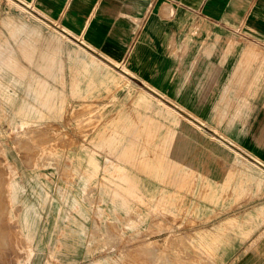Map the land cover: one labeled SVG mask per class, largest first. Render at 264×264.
I'll return each mask as SVG.
<instances>
[{
    "label": "rangeland",
    "instance_id": "374dc122",
    "mask_svg": "<svg viewBox=\"0 0 264 264\" xmlns=\"http://www.w3.org/2000/svg\"><path fill=\"white\" fill-rule=\"evenodd\" d=\"M22 4L0 0V264H264L243 97H214L196 127V97L176 108Z\"/></svg>",
    "mask_w": 264,
    "mask_h": 264
},
{
    "label": "crops",
    "instance_id": "0c3cea01",
    "mask_svg": "<svg viewBox=\"0 0 264 264\" xmlns=\"http://www.w3.org/2000/svg\"><path fill=\"white\" fill-rule=\"evenodd\" d=\"M17 1L128 68L152 94L178 97L170 103L180 110L196 97L203 113L193 115L204 122L214 97L242 96L253 130L240 154L264 171V0Z\"/></svg>",
    "mask_w": 264,
    "mask_h": 264
},
{
    "label": "bare ground",
    "instance_id": "6f19581e",
    "mask_svg": "<svg viewBox=\"0 0 264 264\" xmlns=\"http://www.w3.org/2000/svg\"><path fill=\"white\" fill-rule=\"evenodd\" d=\"M21 1V0H20ZM23 2V1H22ZM23 5V4H22ZM24 5L26 6V7H29L30 9H33L32 7H30V4H28V3H25L24 2ZM32 13V12H31ZM126 14V13H125ZM128 15V14H127ZM39 18V17H38ZM46 20H48L49 22H52L51 20H49V19H47V18H45ZM48 23V22H47ZM53 23V22H52ZM50 25V24H49ZM1 26V25H0ZM55 27H58V28H60V29H64L62 26H61V24L60 25H57V24H55L54 25ZM57 30V29H56ZM64 31V30H63ZM62 33V32H61ZM67 33V32H66ZM64 34V33H63ZM76 39H78V41L82 44L81 45V47L83 48V49H85V46H86V48H87V44L85 43V39L84 38H76ZM80 45V44H79ZM88 50V49H87ZM108 61H110V60H108ZM110 63L112 64V65H116V64H114L112 61H110ZM112 67V66H111ZM68 69V68H67ZM123 74V73H122ZM125 76V75H124ZM63 89V88H62ZM111 93V92H110ZM238 95H240L239 94V92H238ZM106 96V95H105ZM105 98V97H104ZM144 98V97H143ZM139 99H142V98H139ZM138 99V100H139ZM159 101H161V100H159ZM159 101H157L158 103H159ZM173 103V102H172ZM161 104V103H160ZM173 106H175L176 108H178V109H180L179 107H177L176 105H174V104H172ZM168 106V105H167ZM171 107V106H170ZM171 109H174V110H176L177 111V109H175V108H171ZM188 113V112H187ZM182 115H183V113H182ZM186 116V115H185ZM184 117V116H183ZM135 118V117H134ZM186 119L188 120V121H190L192 124H194L196 127H199V128H201V126H203L204 124H205V122L202 120V119H200V118H198L197 116H195V115H193V114H188V117H186ZM185 120V119H184ZM142 126V125H141ZM93 128V127H92ZM214 131V133L217 135V136H215V135H212V136H214L218 141H220L221 143H222V145H224L225 147H228L229 149H232V140L229 138V137H227L226 135H224V134H222V133H218L216 130H213ZM214 140V139H213ZM93 144V143H92ZM94 147V146H93ZM172 148H176V150L175 151H178V149H180L181 148V146H179L178 145V147H172ZM235 148V147H234ZM239 149V148H238ZM235 151V150H234ZM49 152V151H48ZM99 153V152H98ZM236 153H238V154H240L237 150H236ZM245 155V154H244ZM248 158V157H247ZM250 158V157H249ZM38 160V159H37ZM254 160H256V159H254ZM36 161V160H35ZM258 161V160H257ZM256 161V162H257ZM45 162V161H44ZM37 163V162H36ZM42 163V162H41ZM254 163V162H253ZM44 164V163H43ZM41 165V164H40ZM260 165V164H259ZM262 165V164H261ZM63 167H65V166H63ZM69 168V170H70V166H68ZM262 167H264V166H262ZM67 168V167H66ZM123 172H121V174H122V177H121V180H120V184H121V182L122 181H124L126 184H128V185H133L134 187V190H136V191H138L139 192V190H140V188H139V186H138V184H136L134 181H132V180H130L129 178H127L126 177V171H125V169H124V167H121L120 168ZM71 175V174H70ZM101 175V174H100ZM114 175V174H113ZM15 176V175H14ZM69 176V175H68ZM70 177V176H69ZM77 177V176H76ZM103 177V176H102ZM134 182V183H133ZM92 187V186H91ZM87 189V188H86ZM129 189H132V188H128V186L126 185V187L125 188H123V191L124 192H120V193H115V197H118V199L120 200V203L118 204L119 206H120V208H122V210H127L128 208H130V206H131V202H132V198H131V196H134V194H133V192H131V190H129ZM91 192V191H90ZM97 196V195H96ZM99 197V196H98ZM136 198L138 199V201L139 200H144L145 199V193H142V194H137L136 195ZM98 201V200H97ZM152 211V210H151ZM97 213V212H96ZM117 217H118V215H117ZM125 217V216H124ZM119 218H120V216H119ZM96 222V221H95ZM106 228V227H105ZM116 228V227H115ZM117 229V228H116ZM123 229V228H122ZM114 231H116V230H114ZM104 233V232H103ZM109 233V232H108ZM59 235V234H58ZM254 245V244H253ZM253 245H252V247H253ZM29 246V245H28ZM143 247H146V246H143ZM137 248V247H136ZM31 249V248H30ZM131 250V249H130ZM135 250H137V249H135ZM128 251V250H127ZM131 251H133V250H131ZM146 251V250H145ZM133 252H135V251H133ZM122 253H123V251H122ZM132 253V252H131ZM28 254V253H27ZM49 254V253H48ZM121 254V253H120ZM129 254V253H128ZM127 255V254H126ZM128 256V255H127ZM130 256H132V255H130ZM129 258V257H128ZM54 259V258H53ZM131 259H133V257H131ZM22 260V259H21ZM24 260V259H23ZM22 260V261H23ZM147 260V259H146ZM19 261V260H18ZM130 261V260H129ZM137 261V260H136ZM19 263V262H18ZM125 263V262H124ZM123 263V264H124ZM128 263V262H127ZM141 263V262H140ZM149 263V262H148ZM47 264V263H46ZM126 264V263H125ZM137 264V263H136ZM144 264H145V262H144ZM147 264V263H146ZM151 264V263H150Z\"/></svg>",
    "mask_w": 264,
    "mask_h": 264
}]
</instances>
